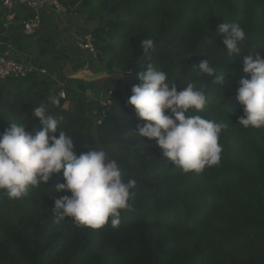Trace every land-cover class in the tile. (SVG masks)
<instances>
[{
	"label": "trees",
	"instance_id": "16d2710c",
	"mask_svg": "<svg viewBox=\"0 0 264 264\" xmlns=\"http://www.w3.org/2000/svg\"><path fill=\"white\" fill-rule=\"evenodd\" d=\"M59 1L95 21L96 60L109 73L94 85L96 103L109 91L111 103L93 116L89 81L72 78L56 86L48 73L13 75L0 79V133L17 123L34 135L42 125L32 108L45 103L49 114L63 118L58 129L72 136L77 155L104 150L124 180L137 185L116 229L111 218L99 229L78 227L72 218L55 222L53 198L71 195L54 188L64 182L63 170L19 199L0 189V264H264V128L243 127L236 100L239 80L248 76L243 56H264V0ZM224 22L246 32L238 53L223 48L218 25ZM149 38L154 50L146 55L140 41ZM37 48L41 57L62 62L54 67L60 76L68 64L75 72L81 68L48 35L38 37ZM204 59L217 72H229L223 88L198 71ZM149 63L165 71L178 92L189 83L205 92L204 109L186 116L227 124L218 141L219 165L184 173L155 138L135 132L144 121L127 101ZM49 94L60 99L58 106L47 103Z\"/></svg>",
	"mask_w": 264,
	"mask_h": 264
},
{
	"label": "clouds",
	"instance_id": "9594fccd",
	"mask_svg": "<svg viewBox=\"0 0 264 264\" xmlns=\"http://www.w3.org/2000/svg\"><path fill=\"white\" fill-rule=\"evenodd\" d=\"M218 31L223 34L222 44L228 55L240 52L239 46L247 39L240 24L224 22L218 25ZM140 45L146 55L154 50L150 38L141 40ZM198 71L222 88L229 73L217 72L207 59L199 62ZM242 71L248 76L239 80L237 89L236 100L244 113L238 122L245 128H264V56L259 52L255 59L243 56ZM139 79L142 83L132 86L127 101L134 106L137 119L144 121L135 132L155 138L163 156L184 173H200L219 165L222 145L218 141L227 124L185 115L191 109H204L205 92L190 83L178 92L175 84L168 82V74L150 63ZM47 103L58 106L60 99L49 94ZM32 114L42 125L34 135L26 131V125L17 123H10L0 133V189L9 199H19L27 195L30 186L46 184L63 170L64 182L54 188L57 193L69 191L71 195L53 198L55 222L72 218L78 227L99 229L111 218V227L119 228L121 211L130 209L136 180L125 181L118 163L104 150L91 148L77 155L72 136L58 129L63 118L49 114L45 103L33 107Z\"/></svg>",
	"mask_w": 264,
	"mask_h": 264
},
{
	"label": "crops",
	"instance_id": "0c3cea01",
	"mask_svg": "<svg viewBox=\"0 0 264 264\" xmlns=\"http://www.w3.org/2000/svg\"><path fill=\"white\" fill-rule=\"evenodd\" d=\"M30 9L26 5L15 6L11 9L6 8L0 0V47L7 46L9 51L19 59L31 58L38 66L45 67L47 73L52 76L53 84L61 86L69 83L70 79L75 78L72 64H68L62 71V76L58 75L54 69L62 62H50L49 59L41 57L38 53L37 39L39 36L48 35L59 46L67 50L76 63L81 64L82 72L90 73L100 68L95 58L87 51L78 47V41L89 29L95 26V21L86 19L83 15L70 13L67 10L57 12L52 8H44L41 12L42 21L35 36H28L22 32V21L29 15ZM11 16L12 18H9ZM0 48V52H2ZM63 77L64 80L61 78ZM103 79V78H102ZM91 81L88 85L90 109L94 113L99 110L96 103L98 94L94 90V85L101 82Z\"/></svg>",
	"mask_w": 264,
	"mask_h": 264
},
{
	"label": "built area",
	"instance_id": "2783aa9c",
	"mask_svg": "<svg viewBox=\"0 0 264 264\" xmlns=\"http://www.w3.org/2000/svg\"><path fill=\"white\" fill-rule=\"evenodd\" d=\"M6 8H13L19 5H26L30 9L29 15L22 21V32L28 36H35L38 33L42 21V10L44 8H52L57 12L66 11L65 6L59 0H1ZM9 18H12L9 16ZM92 29V28H91ZM89 29L78 41V47L87 51L96 60V47L94 45V36ZM97 62V60H96ZM38 71L42 74H47L45 67L38 66L31 58L19 59L9 51L0 52V79H5L10 76H26L30 72ZM111 91L99 98V106L107 107L110 103ZM60 96L65 97V92L61 91Z\"/></svg>",
	"mask_w": 264,
	"mask_h": 264
},
{
	"label": "water",
	"instance_id": "95a60500",
	"mask_svg": "<svg viewBox=\"0 0 264 264\" xmlns=\"http://www.w3.org/2000/svg\"><path fill=\"white\" fill-rule=\"evenodd\" d=\"M0 48L3 51H6L8 49V47L5 45L1 46ZM201 58H203V57L202 56H192L193 60H199ZM107 76H109V73H107L105 70H98L96 72H90V73L86 72V73H84L83 77H78V76H76V74L74 75V77L77 79H83V80H86L89 82L97 81L98 79H102V78L107 77ZM101 113H102V108L99 107V114L101 115Z\"/></svg>",
	"mask_w": 264,
	"mask_h": 264
},
{
	"label": "bare ground",
	"instance_id": "6f19581e",
	"mask_svg": "<svg viewBox=\"0 0 264 264\" xmlns=\"http://www.w3.org/2000/svg\"><path fill=\"white\" fill-rule=\"evenodd\" d=\"M76 76L83 77L84 76V73L83 72H78V73H76Z\"/></svg>",
	"mask_w": 264,
	"mask_h": 264
},
{
	"label": "rangeland",
	"instance_id": "374dc122",
	"mask_svg": "<svg viewBox=\"0 0 264 264\" xmlns=\"http://www.w3.org/2000/svg\"><path fill=\"white\" fill-rule=\"evenodd\" d=\"M82 71H83V70H78V71L74 72V74H75V73H78V72H82ZM83 73H84V72H83ZM98 81H100V79H99ZM92 119H93L94 122H95L96 119H95L94 117H92Z\"/></svg>",
	"mask_w": 264,
	"mask_h": 264
}]
</instances>
